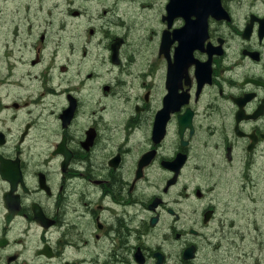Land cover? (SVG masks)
<instances>
[{"label": "flooded vegetation", "instance_id": "flooded-vegetation-1", "mask_svg": "<svg viewBox=\"0 0 264 264\" xmlns=\"http://www.w3.org/2000/svg\"><path fill=\"white\" fill-rule=\"evenodd\" d=\"M0 264H264V0H0Z\"/></svg>", "mask_w": 264, "mask_h": 264}]
</instances>
